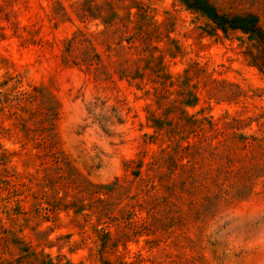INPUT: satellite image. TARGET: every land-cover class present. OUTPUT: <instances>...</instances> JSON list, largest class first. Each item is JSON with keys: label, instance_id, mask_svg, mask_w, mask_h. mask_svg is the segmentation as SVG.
Listing matches in <instances>:
<instances>
[{"label": "rangeland", "instance_id": "obj_1", "mask_svg": "<svg viewBox=\"0 0 264 264\" xmlns=\"http://www.w3.org/2000/svg\"><path fill=\"white\" fill-rule=\"evenodd\" d=\"M211 1L264 32V0ZM0 264H264V38L0 0Z\"/></svg>", "mask_w": 264, "mask_h": 264}, {"label": "trees", "instance_id": "obj_2", "mask_svg": "<svg viewBox=\"0 0 264 264\" xmlns=\"http://www.w3.org/2000/svg\"><path fill=\"white\" fill-rule=\"evenodd\" d=\"M188 9L201 12L214 25L224 33L228 31H240L249 38H264V32L260 28L259 20L254 13L228 14L220 11L211 0H180ZM188 105H192L188 104Z\"/></svg>", "mask_w": 264, "mask_h": 264}]
</instances>
